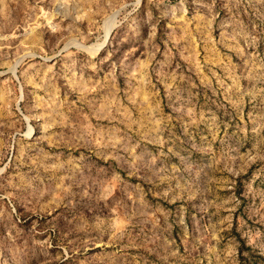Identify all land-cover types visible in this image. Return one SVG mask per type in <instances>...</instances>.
<instances>
[{"label":"rangeland","instance_id":"obj_1","mask_svg":"<svg viewBox=\"0 0 264 264\" xmlns=\"http://www.w3.org/2000/svg\"><path fill=\"white\" fill-rule=\"evenodd\" d=\"M0 264H264V0H0Z\"/></svg>","mask_w":264,"mask_h":264},{"label":"bare ground","instance_id":"obj_2","mask_svg":"<svg viewBox=\"0 0 264 264\" xmlns=\"http://www.w3.org/2000/svg\"><path fill=\"white\" fill-rule=\"evenodd\" d=\"M110 29H111V23L107 26V33H106V35L109 34ZM102 46H103V44H99V45L93 50V52L96 53L97 51H99V50L101 49Z\"/></svg>","mask_w":264,"mask_h":264}]
</instances>
